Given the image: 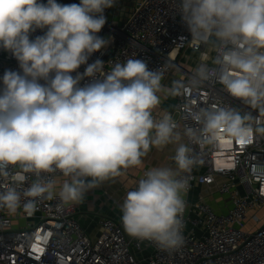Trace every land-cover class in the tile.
<instances>
[{"label":"clouds","instance_id":"1","mask_svg":"<svg viewBox=\"0 0 264 264\" xmlns=\"http://www.w3.org/2000/svg\"><path fill=\"white\" fill-rule=\"evenodd\" d=\"M115 2L0 0V51L17 62L0 75V212L31 216L57 198L82 203L88 191L143 168L153 148L174 145L175 167L143 171L120 211L130 237L177 250L188 174L198 163L192 145L264 136V0H175L190 36L184 42L198 57L190 75L170 84L167 64L149 69L129 58L105 70L92 60L111 43L98 34ZM209 84L229 100L199 103ZM180 97V120L158 111Z\"/></svg>","mask_w":264,"mask_h":264},{"label":"built area","instance_id":"2","mask_svg":"<svg viewBox=\"0 0 264 264\" xmlns=\"http://www.w3.org/2000/svg\"><path fill=\"white\" fill-rule=\"evenodd\" d=\"M124 5L127 12L119 21L115 12ZM104 15L106 23L98 35L111 38V43L92 60L101 58L105 70L110 63L138 58L149 69L169 65L172 71L165 79L174 70L176 77L190 75L195 66L189 68L188 61L182 66L178 59L194 45L184 42L190 36L176 13L175 0H116ZM16 68L17 62L0 51V75ZM206 89L196 98L199 103L212 102L217 95L229 100L217 92L219 85L217 91L210 84ZM185 103L184 97L176 98L171 111L175 119L180 120ZM185 141L189 143L186 137ZM192 147L198 163L188 174L184 243L179 249L163 250L134 239L121 220L108 217L100 219V232L91 236L75 217L76 206L57 198L41 201L31 216L7 217L0 212V264H264V136ZM170 163L175 166L172 157ZM196 185L206 191L195 194ZM214 196L223 199L219 208L208 199Z\"/></svg>","mask_w":264,"mask_h":264},{"label":"crops","instance_id":"3","mask_svg":"<svg viewBox=\"0 0 264 264\" xmlns=\"http://www.w3.org/2000/svg\"><path fill=\"white\" fill-rule=\"evenodd\" d=\"M125 6L127 7V5ZM127 8L123 9V14H126ZM180 57L178 59V63L183 66L184 63L181 61ZM172 76L176 77V70H174L163 81V83L167 82ZM172 103L173 107L171 106ZM172 103L169 104L164 99L158 111L170 110L169 112H171L174 109L176 99L172 98ZM183 142L186 143L185 139ZM174 151V145H168L162 150L153 148L148 153V155L143 158V168L128 169L124 175L112 178L111 180L104 182L99 187L88 191L83 202L75 205V217L80 222L85 231L91 236L98 235L100 232L99 221L103 217L121 220L122 213L120 211V206L130 186L135 181L140 179L142 170L165 165L175 167L170 163V158L174 155ZM197 191H206V189L200 185H196L194 188V193L196 194ZM208 199L214 207L219 208V200H214L211 197H208Z\"/></svg>","mask_w":264,"mask_h":264},{"label":"rangeland","instance_id":"4","mask_svg":"<svg viewBox=\"0 0 264 264\" xmlns=\"http://www.w3.org/2000/svg\"><path fill=\"white\" fill-rule=\"evenodd\" d=\"M123 8H126V6L124 5ZM123 9L122 10H117L115 12V16L116 18L119 20V21H122V16H123ZM197 57H198V53H196L194 50L190 49V48H187L186 50L182 51L181 53V61H183V63H185L186 61H188V66L189 68L191 67H194L195 66V63L197 61ZM176 77H171L169 78V80L167 82H165V84H170L171 83V80L172 79H175ZM169 104L172 103V98H168V99H165ZM173 107V103L171 105ZM170 111V110H169ZM174 118H176V115L173 116ZM198 192V191H197ZM214 200H219V202H222L223 199L222 198H219L217 196H214L213 197ZM120 205V204H119ZM251 224V223H249Z\"/></svg>","mask_w":264,"mask_h":264}]
</instances>
